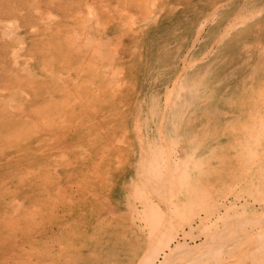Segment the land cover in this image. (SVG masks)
I'll return each mask as SVG.
<instances>
[{
  "label": "bare ground",
  "instance_id": "obj_1",
  "mask_svg": "<svg viewBox=\"0 0 264 264\" xmlns=\"http://www.w3.org/2000/svg\"><path fill=\"white\" fill-rule=\"evenodd\" d=\"M92 1L69 0V4L57 7L56 0H52L50 4L55 6V12L48 8L36 23L28 18L31 14L22 12L40 14L39 5L24 4L21 17H26L24 27H32L28 35L34 49L29 44V36L23 34L19 18L9 20L0 16V40H3L0 68H5L0 74V264H43V260L55 264V254L46 256L50 247L38 242L45 236L51 246L57 234L51 236L52 230L46 228L53 222L47 224L42 215L44 198L54 199L53 205L55 201L57 204L66 201L61 205L65 208L70 202L66 200L67 195L77 200L71 194L81 189L85 188L82 193H88L91 188L108 189L112 173L122 168L120 162L125 163L126 155L131 152V172L128 171L124 187L137 204L127 196L125 201L131 221L144 222L146 239L140 243V248L136 247L139 244L136 240L128 249L121 247L122 255L118 259L123 260L122 264H223L227 261L229 264V256L224 259L221 253L231 251L230 257L239 251L244 253V247L256 239L260 240L259 245L263 244L253 252L260 251L258 254L262 253L264 259V69L258 67V62L264 63V19L251 21L250 26L243 24L248 19L244 12L257 14L259 10L238 8L232 12L237 0H200L209 7L208 17L204 16L197 31L194 29V35L188 29L181 37L177 51L169 53L167 70L162 71L166 53L172 48L168 45L170 41H164L166 47L160 41L161 33L173 23L165 5L168 3L171 8L178 0H99L100 6ZM260 1L264 7V0ZM59 9L68 13L64 21ZM217 11L220 18L200 39L202 26L212 20ZM182 22L173 28L190 27L187 20L184 25ZM39 24L45 26L41 34H37L35 28ZM228 33V39H223ZM124 34L129 38L127 44L123 43ZM247 37L251 43H246ZM207 39L209 44L199 49L201 42ZM195 44L198 46L191 56L199 52L198 60L188 59L187 50ZM131 45H137V59L162 52L160 48L165 50L161 62L155 63L149 58L145 68L147 73L144 72L143 77L150 80L147 85L160 86L156 82L162 85L161 91H152L148 102L139 97L130 101L124 98L135 91L133 80H140L134 72L138 67H134ZM215 49L223 54L222 61L213 65L195 64L194 60L198 62L211 52L208 61H212L217 57ZM56 50V54L51 52ZM143 54L148 56L142 57ZM58 56L60 64L67 63L65 73L55 68L53 60ZM252 56L257 60L253 65L249 62ZM237 58H241V64L251 66L250 72L231 68L239 61ZM226 65H230L233 75L226 74ZM213 94L220 97L218 102L213 97L214 103H210L209 97ZM83 109L95 120L74 124L72 129L64 131L63 126L72 118V112ZM111 111L119 120L116 128L109 130L108 122L104 125L107 117L100 112L109 114ZM226 126L232 127L231 132L225 131ZM64 135L71 139V145H78L77 152L84 158L83 162L78 157L65 158L62 152L54 159V148L57 142L64 143L61 137ZM128 138H132V148L126 144ZM103 145L99 161L110 157L113 162L107 160L99 164L85 158L89 150L96 148L97 153ZM217 151L220 161L214 160ZM53 160L55 171H48L51 178L42 172L31 175L39 171L35 170L40 168L34 166L36 163L48 167ZM65 160L66 163L80 162L83 175L78 177L81 182H75L76 188L68 185L71 192L67 190L66 195H62L61 186L71 184L69 180L62 183L58 177V165L63 166ZM101 165L107 168L99 170ZM66 170L63 168L62 173ZM70 170L73 171L72 167ZM214 190L225 198L217 205L227 207L238 197L244 199L250 195L246 201L242 200L241 206L247 208L243 218L235 206L229 207L235 213L234 220L218 222L225 219L224 209L221 216L218 209L210 211L208 206L212 201L208 197L214 196ZM221 190L229 195L233 193L235 198L228 201L226 192L225 196L219 194ZM254 198L258 208L251 202ZM213 199L214 205L219 202L215 200L216 195ZM111 200L102 201L106 205L104 215L105 211L109 215L114 211ZM102 213L99 211L97 219L104 216ZM134 227L139 233L142 231L139 225ZM73 234L66 237L65 243L63 241L72 249L68 253L76 255L72 264H99L95 252H90V259L87 255L82 258L81 248L78 252L76 245L68 243ZM93 237L91 234L90 238ZM83 246L88 247L85 242L80 247ZM248 248L247 251H251ZM244 254L243 257L249 256ZM201 259L204 260L200 262ZM253 262L263 264L258 260Z\"/></svg>",
  "mask_w": 264,
  "mask_h": 264
},
{
  "label": "rangeland",
  "instance_id": "obj_2",
  "mask_svg": "<svg viewBox=\"0 0 264 264\" xmlns=\"http://www.w3.org/2000/svg\"><path fill=\"white\" fill-rule=\"evenodd\" d=\"M36 1H37V3H36ZM36 1H32V0H0V16L3 19L5 18V19H9V20L10 19L13 20L14 18H19L20 25L23 26V28H22L23 34H26V37H27V36H29L28 34H30V31H32L31 30L32 27L30 28L27 25L24 27V22L23 21L26 19V17H24V18L21 17V9L24 8V4L29 3L32 6L38 4L39 7H40L39 8L40 11H41L40 14H38V13L34 14L32 11H30V13H27L26 11L22 12V13H25L27 15L31 14L30 17H28V18H30L32 20L31 21L32 23L33 22L36 23L39 20V18L41 17V15H43L48 10V8H50L51 10H53V12H55V6H52L50 4V2L52 0H36ZM59 1L60 0H56L55 4L57 5V7L58 6L60 7V6L64 5V4H69V0H64L63 1L64 3L59 5L58 4ZM83 1H85V0H83ZM98 1L99 0H94L91 3L97 4L98 6H100V3H98ZM105 1H108V0H105ZM252 1L253 0H248V2L246 3V2H242L241 0H237V4L232 6V12L234 10L238 9V8H241V10L246 9L244 11H251V10L255 11L256 9L259 10V11L257 10L258 11L257 14H256V12H253V13L252 12H244V15H246V19L247 18L248 19L243 24H245V25L248 24L247 26H250V22L251 21H255V20H260L261 21V20L264 19V7L262 6L263 4H261V3H263V1L255 0L251 4ZM241 2H242V4H241ZM81 3H84V2H81ZM243 3H244V5H243ZM172 4H173L174 7L172 6L170 8L168 3H166L165 6L168 8L167 10L170 11L169 14L171 16V22H173V23L168 24L167 25L168 26L167 27L168 30L166 28L161 33V36H160V41L162 42V44L165 47H166V44H165L164 41H166V42L170 41V44H168V45L172 46V48L168 52L166 51L167 52L166 53V59H165V62L161 66L162 71L167 70V69H165V67H166L165 65L168 62L169 58H170L169 57L170 56L169 53L172 52V50H176L177 51V48L179 46L178 43L181 40V37L183 35L187 34L189 30H190L189 32L191 33V35H194L196 33V31H197L196 27H198L200 22L204 21V16L207 15V12L209 10V7H208L207 3L206 2L204 3V1H200V0L199 1L197 0L196 2H193L192 0L191 1L178 0L177 3H172ZM73 8H75V2L73 3ZM13 9H16L17 11H19V13L18 12L14 13L13 11H15V10H13ZM182 9H185V10H183V12L180 13V11ZM171 10H173V11H171ZM59 12H60L59 15L63 17L61 19V21H64L66 18H68L67 17L68 13L64 14V12H62L61 9H59ZM247 13H248V15H247ZM220 15H221L220 11H217L216 16L212 20L207 21L206 24H204L205 27L202 26L201 33L199 35L200 39H202V37L205 35V32L210 27V25L216 19L220 18ZM207 17H208V15H207ZM230 18L231 17H229V19ZM185 20L188 21V25L190 26L189 28H187V25H186V28H184V26H182L179 29H174L173 28L175 25L179 26V22L181 23V21H183L182 24L184 25V21ZM176 21H179V22H176ZM0 27H1V25H0ZM35 28L37 30V34L38 33L41 34L40 32L45 29V26L42 25V24H39V25H36ZM64 29H65V27H64ZM31 34H32V32H31ZM216 34H214L213 36H216ZM124 35L125 36H123V38H124L125 41L123 40V43L127 44L128 43L127 39H129V38H128L127 34H124ZM223 37H222L223 39L227 40L228 37H229V33L228 34H224ZM30 38L31 37L29 36V44L31 45V48L34 49L33 46H32L33 42L31 41ZM246 40H247L246 43H251L250 42L251 39L249 37H247ZM262 40L264 41V37H263ZM37 41L39 42L40 40H37ZM2 43H3V40H0V47L1 48H2L1 45H3ZM188 44H189V42L186 43V45H188ZM208 44H209V39H207L206 41L201 42V44H200L201 46H200L199 49H202L204 46H207ZM131 46H132L131 49L134 50L133 55H132V57L134 58V67H138V68H136L134 70V72L138 73L136 77L140 78V80H133L134 81L133 84H135L134 85L135 91L133 89L132 94H128L127 93L126 95H124V98L126 97V98H128L126 100L130 101L131 99H133V97H136V98L139 97V98H142V100L148 102V99L151 97L150 94L152 93V91L156 90V89L161 91L162 85L159 82H156L155 84H158L160 86L157 87V85H153V84L148 86L147 84L150 83L149 82L150 80L149 79H145L146 76L143 77L144 72L147 73V69H145V68L148 65L149 58L155 63L161 62L162 61L161 59H162V56H163V53L165 52V50L163 48H160L159 50H161L162 52H155L156 57H155V55H151L150 57L144 58V59L138 58L139 59L138 60L137 59V53L138 52H136L137 50L135 48V47H137V45L136 46L131 45ZM197 46H198V44L193 45V47L188 46V48L190 47V49L187 50V52H188L187 58L188 59H192V58L193 59H197L199 57V55H198L199 52L196 53L197 55L194 54V56H191L193 50ZM3 52H5V51H3ZM51 52L52 53L55 52V54H56L57 50L56 51H51ZM129 52L131 53L132 51H129ZM210 54H212V52ZM210 54H208L207 56H204L202 58V60H200L198 62H197L198 59L194 60L195 64H201L203 62H208L205 65H208V64L213 65V64L218 63L220 60L222 61L223 54L221 52H218V50L216 51V49H215L214 56L215 57L217 56V57L214 58L212 61L211 60L208 61ZM143 56H148V54H143L142 57ZM60 59H61V57L58 56V57H55V60H53L55 62V68L56 69H62V70H64V73H65V71L67 70V63L60 64L59 63ZM237 59H239V61L236 64L231 65V68H233V69H241L242 68V69H246L247 72L248 71L250 72L249 68L251 66L246 64V63L241 64V58H237ZM175 61H177V58H176ZM249 62L253 65V64L257 63V60L254 58V56H252ZM137 64H139V66ZM61 66H65V68H62ZM203 66H204V64H203ZM259 66H260V68H259L260 70L264 69V63L263 62H258V67ZM225 67H226V74H228V76L234 74L230 70L231 69L230 65H226V66H224V68ZM35 68H36V70H39L38 67H35ZM170 70H171V67H170L169 71ZM3 72H5V68H0V74L3 73ZM55 72H57V70H55ZM260 75H259V78L261 77ZM231 78H233V76H231ZM238 79H239V77H238ZM242 82H243V80H242ZM0 84H1V81H0ZM139 84H140V86H139ZM213 97H214L215 101H217V98H219L220 95L219 96H218V94L217 95H215V94L211 95L209 97L210 103H214L212 101ZM100 113L102 114L103 117H105V116L107 117L106 119L104 118V125H105L106 122H108L106 124V128L107 129H109V130L111 129L112 130V128L113 129L116 128V126L118 125V120H119V117L118 118H116V117L118 116L119 110H118L117 114H114L115 116L117 115L116 117L113 114H111V113H113V111L109 112V114H105L106 112H104V114H103V112H100ZM87 114H88V116L86 115V109H83V110H80V111H77V110L73 111L72 112V118L68 119L67 122H65V126H63V130L65 131V130L72 129L75 126L74 124H77V126H78L82 122L83 123H89L92 120L93 121L95 120V119L91 118V114H89L88 112H87ZM87 119H88V121L85 122ZM68 122H69V125H68ZM218 127H220V126H218ZM226 127L227 128L225 129V131L227 130V132H231L232 127L231 126H229V127L226 126ZM222 131H223V129H222ZM217 135H218V133H217ZM61 137H62V140H63L64 143L57 142L58 146L56 148L53 147L55 145L52 146V148H54V159H56V157H58L57 154H60L62 152L63 154H66L65 158L66 157L69 158V156L70 157L73 156V157H76V158L78 157L83 162L84 158L79 156V154L77 152L78 145H74L75 143L73 145H71V142H72L71 139H69L65 135L61 136ZM59 143L62 146L61 145L59 146ZM76 144H77V141H76ZM126 144L129 147L132 148V146H133L132 145V138H128V141L126 142ZM64 146L67 147V148H63ZM101 150H104V145L99 147V150L97 151V153H96V148H95V150H89V154L85 158H87V160L92 158L96 163H99V164H101L103 161L106 162L107 160L113 162L112 158H110V157L109 158H103L104 160L99 161L98 157H100L99 154H101ZM218 153L219 152L217 151V154ZM126 156H127V161H125V163L124 162H120L121 165H119V166L120 167L122 166V168L121 169L115 168L118 171L113 172L112 176L109 178L111 184L108 187V189L103 188V187H101V189H95V188L92 189L90 187L91 189H89L88 193L87 192L82 193L83 190H85V188L81 189V190H79L77 192L73 191V193L74 192L75 193L71 194V196L73 195V198L77 199V200H71L69 198L70 196L67 195L66 200H67V202H68V200H70V202L66 205L68 207H65V208H63L61 205H65L66 201L60 202L58 204L55 201V205H53L54 199L51 198V200L49 201V199L44 198L45 200H43V202H45V205H44L45 210L42 213V215H44V220H45V222L47 224L50 221L53 222L52 224L49 225V227L46 226V228L48 230L49 229L52 230L53 234H51V231H50L51 236L55 235V233H57V234L55 236L56 240H55V242L53 241V243L51 242L52 243L51 246L46 243L45 236L41 237L38 240V242H39L40 245L45 244V245L50 247L49 250H48V251H50V253L48 255H46V256L49 257L52 254H55V264H72L73 263L72 261L76 257V255H70L68 252L69 251L72 252V249L69 248V246H65V244H64L65 243V239H67L66 237L69 236L70 234H72L73 232H74V234L69 237L70 239H69L68 243L76 245L77 247H75V250L76 251L78 250V252H80V248H81V253L83 255L82 258H85V255H87L88 259H90V252L91 253L93 252V254L95 252L96 254H94L95 255L94 257L95 258L99 257V264H102V261L104 262V264H109V263L122 264V263H124L123 260L118 259V257H120L122 255V253L119 251L121 249V247L124 246L125 249H128L129 246H130L129 244H131V242L136 240V243H139V244H137L136 247L140 248V246H141L140 243L145 241L146 238H145V233L144 232H146V229H145L146 227L144 226V222L143 221H139V220H138L139 221L138 222L136 219H133V222H132L130 214H129V212H127L129 210H128V206H127L126 201H125L126 200V196L131 199V202L133 204H137V203L132 198V195L127 194L126 189L124 187V184L127 183V181H128V175H129L128 171L131 172L130 164H131V162L133 160L132 152H131V154L129 153ZM212 156L214 157L215 155L213 154ZM41 159H43V158H41ZM121 159H122V157H121ZM46 160H48L47 157L45 158V161ZM214 160L220 161L219 154H218L217 158L214 159ZM199 161H200V158H199ZM66 162H67V160H65L62 163V164L65 163L63 166L58 165L59 166L58 167V169H59L58 177L62 181V183H65V182H67L69 180V183L71 182V184H66V185H62L61 186L62 187L61 188L62 195H63V193H65V195H66L65 191H67V190H69L71 188L68 185H70V186L72 185V187L76 188V186H74L75 182L76 183L81 182L82 179H78V177L83 175L82 164L80 162L79 163L78 162L77 163L76 162H72V161H70L68 163H66ZM50 163L51 164L48 167H44L43 164L39 165L38 163H36L34 166L35 167L39 166L40 168H37L35 170L39 169V171H35L34 173H31V175H33V177H34L35 174H39L40 172H42L44 175H47L46 176L47 178H51V177H48L49 176L48 171L49 170L50 171H52V170L55 171L54 170L55 169V162L53 160V162L50 161ZM214 163H216V162H214ZM88 165H90V164H88ZM88 165H87V169H89ZM71 167H72L73 171L70 170ZM105 167L106 166H102L101 165L98 169L99 170L103 169V171H104ZM60 168H61V171H60ZM63 168L65 170L67 169L66 170L67 172L65 171L64 173H62L63 172ZM69 171H71V172H69ZM218 171L223 172L221 170H218ZM116 175H117V177H115ZM84 178H86V176H84ZM88 179L90 181V178H88ZM86 180L87 179H84L83 181H86ZM98 181H101V180H98ZM90 182L94 183L92 181H90ZM103 186H104V184H103ZM69 192H71V190H69ZM216 192H217V190H214L213 194L215 193L214 194V196L216 195V199L215 200H218L219 202L215 203V205H216L215 206L213 204V202H214L213 201L214 200L213 197L214 196L212 197V194H210L211 196L209 195L208 199L210 200L212 198L211 199L212 201L208 200L209 201L208 204H210V202H211V204L208 205V206L210 207L209 210L211 209L210 211H213V210L215 211V209H218L219 210V214L221 213V210L224 209V210H222V213H223V216L225 217V219L218 220V222H224V223L228 222L229 223L228 220H231V219L234 220L235 219V216H234L235 213H233L232 208L235 207V206L240 209V213L242 214V218H243V215L246 212L247 208H246V206L243 207L241 205L243 204L244 201H246L247 198L250 197V195L249 196H245L244 199L238 197V199L236 201H234L233 203H228V204H231L232 206L228 205V207H227V206L217 205L218 203H221L223 200H225V198L224 197L223 198L220 197L219 195H217L218 192H217V194H216ZM220 192L221 193H219V194H221V196L223 194H224L223 196L226 195L225 194L226 191L224 192L223 190H221ZM226 196H227V199L230 198L228 201H230V200L232 201L235 198V197H233V196H235L233 193H231V195H229V193H227ZM96 197H98V198H96ZM100 199H103V200L104 199H109V200L112 199L113 201H117L118 204H114L112 202V200L110 202L113 205V210L115 212L113 211V213L109 215V213L107 214L106 211H105V215H104V209H106V205L102 204L103 200H100ZM59 200L60 199H58V201ZM86 200H87V202H86ZM242 200H243V202H242ZM75 201L77 203H74ZM253 201L255 203V207L257 206V208H258L259 204L257 202V199L254 198V200H252L251 202H253ZM225 207H227L228 210H226L227 208H225ZM229 207H232V208H229ZM49 208H51V211H47ZM102 208H103V210H102ZM212 208H214V209H212ZM99 211H103L102 214L104 216H101V219H97L98 218L97 214L99 213ZM225 211H227V213L229 212L230 214L228 213V215H227V213ZM259 211H261V210H259ZM222 213H221V216H222ZM256 213H257V211H256ZM53 214H55V215H53ZM72 214H73V216H72ZM77 215H79V216H77ZM82 215H83V217H82ZM232 215L234 216V218H233ZM231 216H232V218H231ZM53 217H55L54 221H53ZM224 217H222V218H224ZM60 220H62V221H60ZM85 221H86V225H85ZM131 222H132L133 225L131 224ZM230 222H232V221H230ZM135 224L139 225L140 229H142V231H140V233L135 229V227H134ZM60 225H61L62 228L60 227ZM83 234H85L84 237H83ZM91 234L94 235L93 238H90ZM52 240H54V238H52ZM63 241H64V243H63ZM259 241L260 240L257 241V239H256L255 241H251L249 244H247L244 247V249H245L244 253L247 256L249 255L248 254L249 250L247 251V248L249 247L248 249H251V251H249V253H251V252L252 253L248 257H246V256L243 257L242 254H244V253H242V252L240 253V251L236 252V255H234V254L232 255L234 258H232V256L230 257V254H228V253L232 254L231 251L230 252H225V255H224V253H221L222 256H220V257L224 256L223 258L226 259V256H229V257H227V259H229V264L231 262H232L231 264H243V263L247 264V262L249 264V263H252L253 261H255V263H256L257 260H258V263L261 261L264 264V262H263L264 259H263L262 253H260L261 254V256H260L258 254L260 251L259 252H255L257 250H254V252H253V249H255V247H256V249H258V247L262 246L261 244H263V242L259 245V243H258ZM82 242H85V244H87L88 247H86V246L80 247ZM252 245L253 246L257 245V246L252 247ZM65 247H66V249H65ZM84 247H86L87 250H85ZM252 254L255 255V256L258 254L259 256L252 257L253 256ZM46 256H44V257H46ZM258 257H259V259H258ZM247 258L248 259L250 258L252 262H250ZM125 259H127V256L125 257ZM203 260L204 259H201L200 262H202ZM231 260H233V261H231ZM45 262H46V260H43V264H51L52 263L51 261L46 262V263ZM227 262L223 263V264H227Z\"/></svg>",
  "mask_w": 264,
  "mask_h": 264
}]
</instances>
